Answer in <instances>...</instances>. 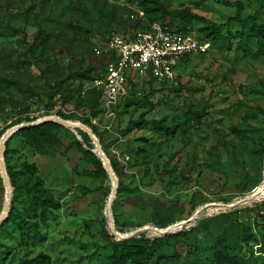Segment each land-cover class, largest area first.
I'll return each instance as SVG.
<instances>
[{"label":"rangeland","instance_id":"374dc122","mask_svg":"<svg viewBox=\"0 0 264 264\" xmlns=\"http://www.w3.org/2000/svg\"><path fill=\"white\" fill-rule=\"evenodd\" d=\"M159 2L166 11L139 0H0V139L53 115L88 124L121 171L112 205L118 231L180 224L131 236L139 245L159 238L147 264H232L217 260L221 246L264 264V47L256 36L245 50L224 29L181 62L171 83L133 72L112 112L93 69L114 33L179 25L198 36L238 13L264 24V0ZM68 127V137L43 149L20 130L6 140L15 210L0 222V264H133L114 254L121 238L109 219L112 176L98 166L93 140ZM26 164L36 167L47 208L32 206L40 199L25 186ZM6 198L0 170V214Z\"/></svg>","mask_w":264,"mask_h":264},{"label":"built area","instance_id":"2783aa9c","mask_svg":"<svg viewBox=\"0 0 264 264\" xmlns=\"http://www.w3.org/2000/svg\"><path fill=\"white\" fill-rule=\"evenodd\" d=\"M211 43L194 31H180L157 25L149 31L130 35L114 33L98 54L108 60L95 85L102 90L108 112H112L129 93L133 72L151 75L159 82H174L181 62L197 52H205Z\"/></svg>","mask_w":264,"mask_h":264},{"label":"trees","instance_id":"16d2710c","mask_svg":"<svg viewBox=\"0 0 264 264\" xmlns=\"http://www.w3.org/2000/svg\"><path fill=\"white\" fill-rule=\"evenodd\" d=\"M142 4L149 3L153 5L155 8L161 11H166L165 6L159 2V0H139ZM232 22H239L241 25V28L234 32L231 29V24ZM173 29H177L180 31H193L192 28L188 26H173V25H165ZM205 29V32H201V34H198V37L201 38L202 40H208L211 44H214L217 40H219L221 37H223V30L226 29V33L229 35H238L240 36L239 42L241 43V47L245 50L248 49V40L252 35L256 36L257 41L259 42L261 47H264V24H259L254 17H250L249 19H245L241 17V14L238 13L236 16L230 17L227 22L224 24H211L207 26ZM109 38V37H108ZM106 39V42L108 40ZM105 42V43H106ZM102 57V62L100 65L94 67L93 69L96 71L94 81L98 77L101 76V73L103 72L105 68V63L108 60V55L106 53L100 55ZM150 80H156L153 76L149 75ZM137 77V76H136ZM136 79V78H135ZM135 79H130V88L129 92L131 91V88L133 87ZM159 82V81H158ZM161 83H168V82H161ZM97 92L99 95H102V90L97 87ZM55 93L51 94L50 101H52L53 96ZM129 95V93H128ZM128 95L124 98H127ZM88 125V124H87ZM89 126V125H88ZM90 127V126H89ZM77 128V127H74ZM96 134L97 131L93 127H91ZM82 134H84L87 137H90V135L84 131L81 128H77ZM22 133L25 134L27 141L34 147H40L41 149L44 148L45 145H53L57 141L62 140V137L69 136V127L65 125L64 123H61L56 120H51V121H46L43 122L39 125L35 126H29L25 127L20 130ZM91 138V137H90ZM6 145L8 141L5 142ZM8 148L6 149L5 154H7ZM95 159L97 161L98 166L106 173V168L104 167L102 159L97 155L95 156ZM111 165L116 172L118 176V190L117 192L122 188L123 186V181L121 179V171L120 168L117 164L116 161L110 158ZM26 172L24 175L25 179V186L27 187L28 191L32 193L35 196H39L40 202L33 204L35 208L38 206H41L43 208H47L49 205L48 203L50 202L48 198L45 196L43 197L41 195L42 190H44V187L42 186V180L40 177L36 175V167L33 164H26ZM10 174V179L12 181V184L15 186V174H13L11 171L8 172ZM17 177V175H16ZM15 210L14 202L10 203V209H9V216L7 219H9ZM5 219V221H7ZM33 219V218H32ZM33 221H37L34 220ZM117 229V227H116ZM118 230V229H117ZM112 238H116V235L110 234ZM135 240L134 237H129V238H121L118 241H114L115 245V250L114 254H119L122 258H132L133 264H147L150 263L157 251L159 250V238H155L153 240H148L145 242V244L141 243L142 245L136 244V243H131V240ZM143 241V240H142ZM136 245V247H135ZM141 251V252H140ZM214 254L216 255V258L218 261H229L232 264H247V261L244 260L242 257L235 255V254H230L227 249H222L221 248H216Z\"/></svg>","mask_w":264,"mask_h":264},{"label":"water","instance_id":"95a60500","mask_svg":"<svg viewBox=\"0 0 264 264\" xmlns=\"http://www.w3.org/2000/svg\"><path fill=\"white\" fill-rule=\"evenodd\" d=\"M51 120L59 121V122L64 123V124H66V125H68L70 127H77V128L83 129L84 131H86L90 135L91 139L95 143L96 149H97L98 153L100 154L101 158L103 159L104 166H105L106 170L108 171V173L112 176V179H113V186H112V190H111V194H110V198H109L108 208H109V219L111 221L112 231L117 236H119L120 238H128V237H131V236L137 234L140 231L149 230V229L155 230V231L163 233V234H166V233H168L170 231L171 228H174V227L180 225L179 223H176V224H174V225H172L169 228H166L164 230H162V229H160L158 227H155V226H145V227L139 228V229H137L135 231L126 233V234H122L121 232H119L116 229L115 220H114L113 211H112L113 201H114L115 195H116L117 190H118V176H117L116 172L114 171V169H113V167L111 165V161H110L109 157L107 156V154L103 150V147H102V144L100 142V139L94 133L93 129L91 127H89L87 124L70 121V120L64 119V118H62V117H60L58 115L45 117V118L40 119V120L27 121V122H22V123L16 124V125L12 126L11 128H9L3 134L2 138L0 139V170L2 172L3 178H4L5 183L7 185V198H6V201H5V204H4L3 211L0 214V222L4 221L7 218V216H8V212H9V209H10V202H11L12 195H13V193H12V188H13L12 187V183H11L10 177L8 175V171H7V168H6V163H5V160H4L5 142L13 133L17 132L18 130H21V129H23L25 127H29V126L39 125V124H41L43 122L51 121ZM200 211H201V209H199L197 211V213H199Z\"/></svg>","mask_w":264,"mask_h":264}]
</instances>
